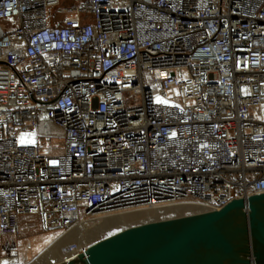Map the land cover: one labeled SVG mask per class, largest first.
<instances>
[{"label": "built area", "instance_id": "built-area-1", "mask_svg": "<svg viewBox=\"0 0 264 264\" xmlns=\"http://www.w3.org/2000/svg\"><path fill=\"white\" fill-rule=\"evenodd\" d=\"M62 3L0 0V264L26 217L264 194V0Z\"/></svg>", "mask_w": 264, "mask_h": 264}, {"label": "water", "instance_id": "water-1", "mask_svg": "<svg viewBox=\"0 0 264 264\" xmlns=\"http://www.w3.org/2000/svg\"><path fill=\"white\" fill-rule=\"evenodd\" d=\"M59 264H264V194L124 228Z\"/></svg>", "mask_w": 264, "mask_h": 264}, {"label": "bare ground", "instance_id": "bare-ground-1", "mask_svg": "<svg viewBox=\"0 0 264 264\" xmlns=\"http://www.w3.org/2000/svg\"><path fill=\"white\" fill-rule=\"evenodd\" d=\"M208 211L204 206L188 202L177 206L146 208L137 207L124 211L104 213L96 215L92 220L87 221L73 228L70 231L63 232L49 241V244L37 254L32 260L24 257V264H59L68 256L64 255L62 249L70 244L76 243L82 249L95 243L92 240L96 235H100L108 230L118 228L124 225H138L141 221L155 222L162 220H178L181 217L198 214ZM127 228V227H126ZM114 233V232H113ZM46 243V242H45ZM44 243V244H45ZM24 254H30L33 246L30 242L22 247Z\"/></svg>", "mask_w": 264, "mask_h": 264}, {"label": "rangeland", "instance_id": "rangeland-1", "mask_svg": "<svg viewBox=\"0 0 264 264\" xmlns=\"http://www.w3.org/2000/svg\"><path fill=\"white\" fill-rule=\"evenodd\" d=\"M69 3V0H63L62 6L67 5ZM58 143V142H57ZM144 221H141L138 224H143ZM135 226V224L130 225ZM129 225H124L120 227H116L112 230H108L104 233H101L100 235H96L92 240H96L95 242L104 239L113 232H118L126 227H130ZM23 233L19 238L11 239L6 238L4 240V248L6 252H9L10 250H16L19 254L20 259L22 260V264H24V257L27 256L28 260H32L35 258V256L39 253H41L42 250L49 244V241L54 238L55 236L63 233V231H52V232H43L40 229L39 224V218L38 217H26L23 219ZM30 242L33 246V251L30 254H24L22 251L23 245ZM46 242V243H45ZM45 243V244H44Z\"/></svg>", "mask_w": 264, "mask_h": 264}, {"label": "snow or ice", "instance_id": "snow-or-ice-1", "mask_svg": "<svg viewBox=\"0 0 264 264\" xmlns=\"http://www.w3.org/2000/svg\"><path fill=\"white\" fill-rule=\"evenodd\" d=\"M157 101L163 103V101H161L159 98H157ZM173 135H175V133H173Z\"/></svg>", "mask_w": 264, "mask_h": 264}]
</instances>
